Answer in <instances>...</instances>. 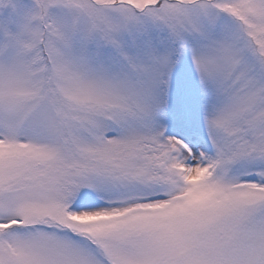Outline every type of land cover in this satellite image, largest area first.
Segmentation results:
<instances>
[{"label":"snow or ice","instance_id":"snow-or-ice-1","mask_svg":"<svg viewBox=\"0 0 264 264\" xmlns=\"http://www.w3.org/2000/svg\"><path fill=\"white\" fill-rule=\"evenodd\" d=\"M0 264H264V0H0Z\"/></svg>","mask_w":264,"mask_h":264}]
</instances>
